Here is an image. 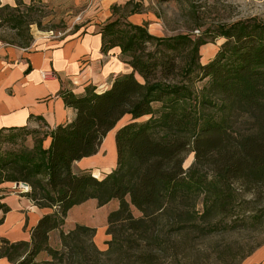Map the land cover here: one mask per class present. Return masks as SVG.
<instances>
[{"label":"trees","instance_id":"1","mask_svg":"<svg viewBox=\"0 0 264 264\" xmlns=\"http://www.w3.org/2000/svg\"><path fill=\"white\" fill-rule=\"evenodd\" d=\"M130 5L129 12L110 19L100 32L102 50L119 47L132 71L118 75L100 92L91 85L84 94L63 91L76 115L51 130L50 145H44L48 134L44 132L33 149L0 158V182L29 184L33 202L52 209L33 228L31 241L0 237V258L36 264L35 258L47 251L62 261L64 252L49 242L55 229H62L64 247L86 249L76 239L94 236L96 227L81 223L68 231L63 227L71 208L89 199H96L99 206L119 202L107 218L112 251L137 240L134 235L164 241L156 234L158 227L179 234L197 229L204 235L232 228L227 219L239 217L244 203L239 188L264 191V22L252 16L219 24L213 37L225 41L213 59L202 63L204 37L152 34L147 25L128 20L140 12L139 2L115 4L113 13ZM3 20L19 32L20 45L31 44L32 22L12 12ZM195 76L208 79L200 90ZM156 103H161L159 108ZM127 115L131 120L118 128L115 138L112 133L116 167L104 178L75 172L74 163L96 154ZM145 116L149 117L139 121ZM26 129L1 128L0 140L6 131L15 138V131ZM192 152L194 160L185 167ZM133 209L141 215L135 216ZM0 210H9L1 197ZM142 262L158 264L150 254H144Z\"/></svg>","mask_w":264,"mask_h":264},{"label":"rangeland","instance_id":"2","mask_svg":"<svg viewBox=\"0 0 264 264\" xmlns=\"http://www.w3.org/2000/svg\"><path fill=\"white\" fill-rule=\"evenodd\" d=\"M128 1L141 4L140 12L130 15L128 20L147 25L152 34L174 36L188 33L193 38L204 37L207 42L200 48L202 63L213 59L225 41L222 36L213 37V31L219 24H231L252 16H257L264 22V0H0V41L20 45L19 32L3 20V17L10 12L23 16L27 22H32L29 30L34 39L35 35L51 36L61 32L66 36L102 29L110 19L127 13L132 8L130 5L128 9L123 8L118 14H114L113 5L124 6ZM137 78L140 79L138 74ZM207 80L195 76L194 84L200 90ZM160 105L161 103L155 104L156 108ZM148 117H142L139 121H144ZM129 120H131L130 115L124 117L115 127V133L116 129ZM29 130L32 128L15 131V138L8 136L12 135L11 131H6L0 140V158H8L13 152L33 149L35 139L42 138L45 131L44 128H35L32 132H28ZM114 148L116 149L114 138H108L106 143L103 141L100 152L107 164L102 173L99 169H95L89 171L91 174L96 173L98 178H104L111 172L109 165L114 161L112 159ZM193 160L192 152L188 154L185 167H189ZM239 193L241 194L239 198L244 203L242 202L238 208L239 217L235 215L233 219H227L231 226L233 225L232 228L204 235L197 229L179 234L169 232V228L162 230V227H158L156 234H160L164 241L152 238L149 242L134 235L132 237L137 240L112 251H109L107 242L111 239L110 234L106 233L108 240L101 248L97 245V232L94 236L83 234L79 241L76 239L77 243H84L86 246V249L80 250L64 247L61 238L62 229H56L50 233L49 242L53 248L64 252V259L62 261L54 259L47 251H42L35 258V262L36 264H144L142 256L150 254L156 258L158 264H264V191L261 189L245 191L240 187ZM95 202L88 201L74 208L69 220L91 226L107 225L108 215L118 207V200L114 199L104 206H99ZM198 208L202 210L201 203ZM133 210L135 216L141 215L136 209ZM232 220L236 222L233 223ZM74 226L72 223L66 224L63 230L68 231ZM124 234L128 236L127 233ZM69 242L71 245L74 243L72 240Z\"/></svg>","mask_w":264,"mask_h":264},{"label":"crops","instance_id":"3","mask_svg":"<svg viewBox=\"0 0 264 264\" xmlns=\"http://www.w3.org/2000/svg\"><path fill=\"white\" fill-rule=\"evenodd\" d=\"M100 31L98 28L66 36L35 35L29 46L0 41V129L44 128L48 133L44 144L48 147L51 130L76 115V110L66 104L63 91L84 94L86 87L91 85L100 92L109 88L118 75L131 72L132 67L123 58L119 47L106 52L102 50ZM45 72L50 74L44 77ZM112 131L108 138L112 139L113 134L115 138L117 129L116 133L115 129ZM102 146L103 143L100 148ZM112 152L114 161L109 165L110 171L117 165V149ZM106 164L99 150L76 161L73 169L75 172L99 169L102 173ZM20 183L0 182L1 202L9 207L7 212L0 210V237L10 241H31L33 228L52 209L36 205ZM88 201L98 204L96 199H89L74 206L68 212L66 224H76L69 220L70 213ZM92 226L97 228V245L101 248L108 240L107 225ZM0 264L13 263L2 257Z\"/></svg>","mask_w":264,"mask_h":264},{"label":"built area","instance_id":"4","mask_svg":"<svg viewBox=\"0 0 264 264\" xmlns=\"http://www.w3.org/2000/svg\"><path fill=\"white\" fill-rule=\"evenodd\" d=\"M57 35H58V36H61L62 33L59 32ZM49 74H50L49 72H45L43 75H44V77H47ZM20 186H21L23 189L27 190V191L30 190V185L27 184V183H22V182H21V183H20Z\"/></svg>","mask_w":264,"mask_h":264},{"label":"bare ground","instance_id":"5","mask_svg":"<svg viewBox=\"0 0 264 264\" xmlns=\"http://www.w3.org/2000/svg\"><path fill=\"white\" fill-rule=\"evenodd\" d=\"M96 177H98V176H96Z\"/></svg>","mask_w":264,"mask_h":264},{"label":"water","instance_id":"6","mask_svg":"<svg viewBox=\"0 0 264 264\" xmlns=\"http://www.w3.org/2000/svg\"><path fill=\"white\" fill-rule=\"evenodd\" d=\"M118 130V129H117Z\"/></svg>","mask_w":264,"mask_h":264}]
</instances>
